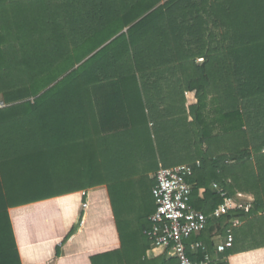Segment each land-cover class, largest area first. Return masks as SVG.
Masks as SVG:
<instances>
[{
	"label": "trees",
	"instance_id": "obj_1",
	"mask_svg": "<svg viewBox=\"0 0 264 264\" xmlns=\"http://www.w3.org/2000/svg\"><path fill=\"white\" fill-rule=\"evenodd\" d=\"M0 96V264H22L9 208L98 186L120 248L91 264H175L151 256L149 175L184 164L206 215L214 183L255 198L210 219L190 259L264 264V0H0ZM234 219L218 254L210 233Z\"/></svg>",
	"mask_w": 264,
	"mask_h": 264
},
{
	"label": "crops",
	"instance_id": "obj_2",
	"mask_svg": "<svg viewBox=\"0 0 264 264\" xmlns=\"http://www.w3.org/2000/svg\"><path fill=\"white\" fill-rule=\"evenodd\" d=\"M86 194L87 208L83 207L81 193L9 208L22 264H91L92 256L120 248L106 186L88 189ZM73 229L71 237L63 243ZM214 233L215 230L210 235L218 244L222 236ZM57 246L61 248L58 256ZM151 256L174 259L173 252L163 248L151 247Z\"/></svg>",
	"mask_w": 264,
	"mask_h": 264
},
{
	"label": "built area",
	"instance_id": "obj_3",
	"mask_svg": "<svg viewBox=\"0 0 264 264\" xmlns=\"http://www.w3.org/2000/svg\"><path fill=\"white\" fill-rule=\"evenodd\" d=\"M203 62V59L199 60ZM8 103L0 96V110L6 109ZM199 166L200 163L198 162ZM194 174V167L189 164L179 165L171 168L161 167L154 176L156 181L152 194L155 200V212L150 216L151 223L148 236L152 241V249L163 248L173 252L176 259L175 264H195L187 254V245L193 237H199L207 229L210 219H220L230 213H249L253 208L255 198L252 195L237 193L230 196L218 184L214 183L213 188L223 198L213 213L206 215L193 208L192 193L194 185L189 182ZM85 194V193H84ZM87 208V204H83ZM242 225L238 219L230 221L225 236L220 238L216 251L224 253L233 247V230ZM217 228V227H216ZM215 235L220 236L219 230L215 229ZM192 250L196 251L203 246L202 241L191 244ZM211 257L205 255L208 263Z\"/></svg>",
	"mask_w": 264,
	"mask_h": 264
},
{
	"label": "rangeland",
	"instance_id": "obj_4",
	"mask_svg": "<svg viewBox=\"0 0 264 264\" xmlns=\"http://www.w3.org/2000/svg\"><path fill=\"white\" fill-rule=\"evenodd\" d=\"M186 98H187V103L190 105V104H195L196 103V97H195V93H187V95H186ZM154 176H155V174L154 173H151L150 175H149V180H151V178H153L154 179ZM212 186H213V184H212ZM213 188V187H212ZM215 258L217 259H219L220 258V256H215Z\"/></svg>",
	"mask_w": 264,
	"mask_h": 264
}]
</instances>
